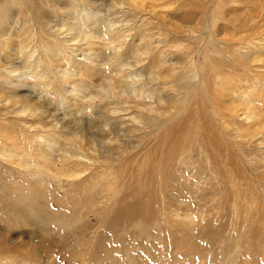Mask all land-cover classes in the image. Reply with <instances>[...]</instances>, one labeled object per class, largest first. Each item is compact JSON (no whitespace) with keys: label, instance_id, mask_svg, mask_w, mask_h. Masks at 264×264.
<instances>
[{"label":"rangeland","instance_id":"obj_1","mask_svg":"<svg viewBox=\"0 0 264 264\" xmlns=\"http://www.w3.org/2000/svg\"><path fill=\"white\" fill-rule=\"evenodd\" d=\"M109 1L96 2L104 6L101 8V16L109 10ZM167 1H170L169 6L153 11L155 15L160 12L156 17L152 15L153 13H148L149 10L132 11L128 7L118 8L115 14L119 22L114 28L120 30L123 27L121 30L123 33L127 32L128 43L132 42L130 45L140 46L139 44L147 38V35V39H152L155 47L158 46V42L167 40V44L176 46L171 49V52L176 53L177 57L182 56L178 52L177 45L190 44L194 49L192 57L198 61L203 47L212 39L218 41L229 36L246 37L252 32L249 30L253 25L250 20L255 19L257 23L264 19V0H239L235 3H229L230 0ZM152 2L157 4V0ZM160 3L163 4L158 1V4ZM65 6L68 8L70 4L65 2ZM118 11L121 12L118 13ZM28 12L27 17L32 11ZM163 12L164 14H161ZM31 17L33 20V16ZM45 18L48 22L46 25L58 26V30L63 29L62 22L50 11L46 12ZM113 18L114 16L110 20ZM30 20L23 24L26 26L24 29H21L23 28L21 23L14 25L11 29L13 35H17L16 39H14L15 35H11L12 40L9 42L11 41L12 46H14L13 40L16 43L20 41L19 36L26 42L33 39L40 43L41 25L35 21L32 23ZM150 20L154 22V24L150 23L152 27L149 24ZM236 20H239L238 23L233 25ZM134 23H136L135 26ZM260 24L263 25L264 21ZM93 27L96 33L97 29L99 32L103 30V26ZM93 27L88 29L93 30ZM2 32L4 35H1L4 38L9 37L5 36L6 25L1 29ZM102 33L103 31L101 35ZM160 33L164 36L162 37ZM134 36L136 37L131 38ZM216 45L219 48H225V44ZM54 61L56 63L58 59L55 58ZM223 62L229 63L227 58ZM178 66L184 67L179 64ZM112 73L109 76L114 78ZM222 75L228 77L224 79L226 82L223 86H230L228 89L236 87L245 76L243 71L233 72L232 67L223 69ZM93 76L89 80V89L91 92H97L103 89L104 84L99 74ZM23 89L32 94L30 97L33 99L32 102L37 104L46 101L48 105L46 106L51 110L59 109L60 119L64 115L63 112L72 108L66 106L60 109L58 103L50 105L49 99H55L53 97L58 99V96L52 94L50 98H47L48 96L44 95L47 92L42 87H38V90L32 86L23 87ZM62 89L59 85L56 87V91L64 95ZM206 89V94L201 88L195 89L198 94L186 105L187 111L184 113L177 115L175 105L166 107L169 112L173 111L174 118L165 129L159 131L158 137L155 136L157 142L148 138L144 152L142 147L136 153L128 155L130 158L135 157L134 162L127 168V172L126 169L117 168L119 169L116 170L119 177L118 180L116 179L118 192L109 206L99 211L102 214L82 212L83 215H90L88 223L91 228L88 224H84L87 220L78 219V216L82 215H73V213L81 210L80 206L74 203L84 199L87 192L90 194L91 188L96 189L95 182L89 180L85 186L73 188L71 191L76 195V202H71V196L65 198L66 192L60 190L51 178H48L51 180L46 189L35 187L34 174L51 172L56 166H62L60 159L43 157L41 160L39 156L38 165L32 168L33 174L24 164H21L25 170L22 172L9 168L0 161V264H264V176L255 172L251 164L246 161L244 153L238 150V146L233 145L237 138L242 141L235 131L239 120L221 119V117L227 118L224 115L227 109L223 110L221 107L216 109V118H213L208 110L207 96L211 94V91H221L222 87L215 85ZM235 90L233 89L232 96L225 97L226 103L229 104L228 109L235 107L243 109L245 104L242 99L237 98L243 90ZM182 91L186 94L190 93V89ZM40 93H42L41 97ZM183 94L179 99L183 97ZM257 97L262 98L261 94H257ZM260 104L259 102L258 105ZM89 116L93 118L94 114ZM94 120H96L95 117ZM9 129L10 135L8 133L7 135L13 137L16 131ZM14 136L18 137L16 134ZM24 139L25 137L21 135L18 143L28 148L30 142L28 143V138ZM60 139L63 141V138ZM3 143L7 144H4V148H9L12 144L6 138L0 139V146ZM193 147L195 149L191 150ZM140 149L142 151L137 153ZM172 151L174 156L166 159V155L172 154ZM22 152L24 151L19 153ZM35 154L39 153L33 151L32 155ZM183 154L185 157L182 158ZM184 159L192 163L196 162L195 166L201 169L203 174L206 173L204 176L209 175L210 169L216 171H214L215 176L213 175L210 180L207 177L195 183L193 174L189 172L195 166H181ZM229 166L230 169L227 168ZM149 173L152 175L150 176ZM192 185L197 191L196 197L189 193L190 189L193 192ZM236 185L238 188L235 187ZM42 191L45 197L38 196ZM238 192L243 195L241 194L240 197ZM182 197L185 201L182 204L177 203V200ZM123 208L134 211L130 213V210ZM187 211L192 212L193 215L188 218L181 215L185 222L176 217ZM116 214L121 215L119 221H113L117 217ZM81 230L87 231L85 243L77 232Z\"/></svg>","mask_w":264,"mask_h":264},{"label":"bare ground","instance_id":"obj_2","mask_svg":"<svg viewBox=\"0 0 264 264\" xmlns=\"http://www.w3.org/2000/svg\"><path fill=\"white\" fill-rule=\"evenodd\" d=\"M97 1L0 0V139L6 138L8 142L12 143L9 148H4L6 143L0 146L1 163L22 172L25 170L21 164H24L33 174L32 168L38 165L39 156H41V160L43 157L60 159L63 163L62 166H56L51 172L34 174L35 187L46 189L48 182L52 179L60 190L66 192L65 198L71 196V202H76V195L71 191L73 188L85 186L89 180L95 182L96 189L91 188L90 194L87 192L84 199L74 203V205L80 206L81 210L73 213V215H82L78 216V219L87 220L84 224H88V227L91 228L88 223L90 215L87 214H102L99 211L105 210L106 208L103 207L109 206V203L117 195L116 179H119L117 168L126 169L127 172V168L134 162L135 157L130 158L128 155L136 153L142 147L143 151L140 149L137 153L144 152L148 138L157 142L155 136L159 135V131L165 129L170 120L174 118L173 111L169 112L166 107L172 104L175 105L177 115L184 113L187 111L186 105L198 94L195 92L196 88H201L206 94V87L210 89L217 85L221 86L222 90L211 91V94L207 96L206 103H208L209 112L213 118H216V109L221 107L223 110L227 109L224 113L227 118L221 117V119L225 121L234 118L239 120V124L236 125L240 131L238 132L237 129L235 131L240 135L242 141L237 138L233 145L238 146V150L244 153L246 161L251 164L253 170L264 176V24H260L264 19L257 23L255 19H251L250 23L255 25L251 26L249 30L252 32L246 37L229 36L218 41L212 39L203 47L204 49L200 52L201 56H198L199 60L196 61L192 57L194 49L190 44H178L179 50H177L182 56L177 57L176 53L171 52V49L176 46L167 44V40L158 42V46L155 47L152 43L153 40L147 39V35V38H144L139 44L140 46L130 45L132 42L128 43L129 37L126 36L127 32L123 33L121 30L122 25L120 30L114 28L115 24L119 22L115 13L120 8L128 7L132 11L149 10L148 13H153L160 7L169 6L170 1L157 0V4H155L152 2L153 0H110V8L105 15L103 14L104 16H101V8L104 6L101 3L98 5ZM158 1L163 4H158ZM238 1L230 0L229 3ZM65 2L70 4L68 8L65 6ZM28 11H32L34 14L31 13L27 17ZM47 11H50L62 22V30H58V26L46 25L48 24L45 18ZM120 12L118 11V13ZM159 13L152 15L156 17ZM165 14H167L166 11ZM31 16H33V20ZM113 16L114 18L110 20ZM29 19L32 23L35 21L41 25L40 43L33 39L30 40L32 43L26 42L19 36L20 41L16 43L13 40L14 46H12L11 41L9 42L13 35L11 29L18 23L22 24L23 28L21 29L26 28L23 24L27 23ZM238 21L236 20L233 25H236ZM150 23H152L151 20ZM144 24L146 25V23ZM5 25L7 28L5 36H9L8 38H4L3 32L1 33V29ZM95 25L103 26L102 35L104 38L101 37L102 31L99 32L97 29V33L95 32L96 29L93 27ZM88 27H93V30ZM13 30L15 31V29ZM16 36L14 39L17 38ZM161 36L158 37L161 38ZM110 40L112 42H109ZM216 44H225V48H219ZM74 53H78L77 56ZM55 58L58 59L56 63ZM225 58L229 61L228 64L223 62ZM62 64L63 66H61ZM178 64L184 67L181 68ZM230 67L233 72L240 70L245 75L233 88L236 89L235 91L243 90V97L242 94L237 95V98L242 99L245 104L243 109L236 107L228 109L229 104L225 100V97L232 96L233 89H228L230 86L223 87L226 82L224 79L228 77L222 75V70ZM110 73L114 78L109 76ZM91 74L100 75L104 84L103 89L97 92L90 91L89 80L93 76ZM58 85L63 88L64 95L59 94L58 90L56 91ZM30 86L34 89L44 88L47 93H43L48 96H46L47 98H50L52 94L58 96V99L56 97L49 99L50 105L58 103L60 109L67 106L72 107L71 110L63 112L64 115L60 119L58 117L61 116L58 114L59 109L51 110L47 107L46 101L37 104L32 102L33 99L30 98L32 94L23 89V87ZM187 89H190L189 94L182 91ZM181 94L183 97L179 99ZM257 94H261L262 98H258ZM59 102L61 103L59 104ZM259 102L262 104H260L261 106L258 105ZM92 114H94L93 118L89 116ZM88 117L91 119H87ZM9 128L14 129L16 131L14 134L18 137H15L14 134L13 137L8 136ZM21 135L25 139L28 138L29 149L18 143ZM60 138H63V141ZM193 149L195 148L193 147L191 150ZM21 151L24 152L20 154ZM33 151L39 154L32 155ZM166 156V159H171L174 156V151ZM227 163L226 165H228ZM188 165L195 166L196 162L192 163L187 159L181 162V166L187 167ZM223 166L225 167V165ZM214 171L210 169L208 180L212 179ZM189 172L193 174L195 183L207 178L204 176L206 173L203 174V171L196 166ZM189 181L191 182V177ZM119 183L121 184V182ZM192 190L193 192L190 189L189 193L195 196L197 191L194 186ZM43 192L38 196L45 197ZM239 194L241 197L242 193ZM183 198L178 199L177 203L182 204L185 201ZM115 207H118L117 203ZM112 209L114 208L112 207ZM123 209L130 210V213L134 211L130 208ZM82 212L87 214L83 215ZM116 215L117 217L113 221L121 219V215ZM181 215L188 218L193 214L187 211L176 215L180 221L184 220L185 222ZM123 216L126 217V215ZM77 232L85 243L88 236L87 231Z\"/></svg>","mask_w":264,"mask_h":264}]
</instances>
